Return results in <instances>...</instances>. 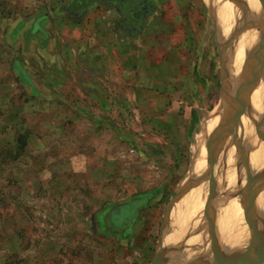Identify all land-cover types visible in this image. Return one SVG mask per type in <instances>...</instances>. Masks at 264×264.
Instances as JSON below:
<instances>
[{
  "label": "rangeland",
  "instance_id": "374dc122",
  "mask_svg": "<svg viewBox=\"0 0 264 264\" xmlns=\"http://www.w3.org/2000/svg\"><path fill=\"white\" fill-rule=\"evenodd\" d=\"M233 1L0 0V264H151L177 244L167 245L166 230L187 220L184 198L200 189L197 226L178 233V248L193 251L187 243L208 233V217L217 228L231 208L224 152L232 147L235 195L244 204L249 184L243 217L251 207L254 215L238 254L260 262L264 158L261 166L245 149L244 131L227 146L219 131L233 109L223 64L234 71V99L242 57L255 46L247 31L260 22L252 0ZM250 9L257 14L243 18ZM256 122L251 140L259 127L264 134ZM21 134L27 146L16 157Z\"/></svg>",
  "mask_w": 264,
  "mask_h": 264
},
{
  "label": "bare ground",
  "instance_id": "6f19581e",
  "mask_svg": "<svg viewBox=\"0 0 264 264\" xmlns=\"http://www.w3.org/2000/svg\"><path fill=\"white\" fill-rule=\"evenodd\" d=\"M248 1H251V0H248ZM233 2L235 4H236V2L237 3L242 2L243 6H246V8L248 7L247 4H245V0H236V1L234 0ZM252 2L254 3L255 7L257 8L258 15L255 16V17H259V19H260L259 21L264 20V11H263V8H262L259 0H252ZM248 3H250V2H248ZM249 12L247 11V13L244 14L246 16H243V18L247 19L248 16H252L253 17L254 11H252L250 9ZM257 13H254V14L256 15ZM249 14H251V15H249ZM256 24L257 23H255L254 25H252L251 28L249 27V29L248 28L245 29V31L248 29L247 32H250L247 35L246 38L252 40L255 45L259 41L257 39L258 36L260 37V33L258 35V31L253 29L256 26ZM242 25H243V23H242ZM244 26H245V24H244ZM255 35H257V37ZM254 37H256V38L254 39ZM256 39H257V41H254ZM246 41H247V39H246ZM253 42L251 44H253ZM247 45L245 44V47L243 48L242 51H245L247 49V47H248ZM232 47L233 46H231V49H234ZM248 53L246 55H244V57H242L243 64H244V62L246 60V57H247ZM231 58H232V56H231ZM229 60H230V57H229ZM243 64L241 65L240 64V61H238L237 57L235 58V60L233 62V67H234V69L237 70L238 68H240L239 66L241 65V70H240V72L238 70V73L236 74L237 77H235V78H237L236 79L237 80L236 81V84L230 90H234V88L236 90L238 89L239 83H240V74H241V71H242ZM233 72H234L233 70L230 72V78H229V80L232 79L233 76L231 75V73H233ZM262 85L263 84L260 83V84H258L255 87V90L253 91V93L251 95V98H250V101H249L250 102L249 103V106H251V108L253 110V116L251 117L250 116V113L245 114L244 112H242V113L237 112V117L239 118L238 121H240L239 124H238L239 126L237 128V132L235 131V128H233V130H231V131H228L227 132L228 140L225 141V145H224V146H227V145L231 144L234 141L235 137L238 136V134H239V138H241V135H240L241 134V131L242 132L244 131L243 132V135H242L243 136L242 137V139H243V145L245 146V149H247L249 153L254 152V154L256 153L257 156L260 157V159L262 160L261 161V166L263 165V158H264V156H262V154L260 152L262 149L260 151L258 149V148H260L259 147V141L260 140H258V138H259V135L260 134H261L260 136L264 137L263 136L264 134L260 132L261 129L259 127V132L260 133L258 132L257 135L254 137V139L251 140L247 136L248 133H247V130L246 129L251 128L253 124L257 123L256 122V119H257V121L260 120L261 116L264 114V88H263ZM248 109H247V111H248ZM220 119H221V117H220ZM226 119H227V117L224 118V122H225ZM221 120L223 122V119H221ZM218 123H219V117L218 116L207 122V124L205 125V127L203 129V134L201 135V145L204 143V141H206V138L208 137V135L218 126ZM241 127H242V130H241ZM225 129H226V127H225ZM225 129L223 127V130H221V132L222 131L225 132ZM263 130H264V127H263L262 131ZM262 137H260V139ZM261 140H263V139H261ZM237 145H238V143H237ZM204 146H205V144H203V147H202L203 149H204ZM263 146H264V144H263ZM203 149H202V151H203ZM214 150H217V149H214ZM201 154H202V157H201L200 154H197L198 156L196 157L198 159V161L196 162V169L194 170V173H196V174H199L200 172H202L204 170V167L206 166V159H207V156L206 155H207V152H205V150H204L203 153H201ZM216 154H217V152L215 151V153L213 155H216ZM224 155H225V160H226V164H227V176H228V183H229V192L233 195L232 196L233 198L230 197L231 208H230L229 212L227 213V215H225L224 217H222L219 220H217V232L219 234V237L217 239V247L219 245L220 240H222L223 241V247L221 248V251H223V253L226 254V253H229V252H233L235 250H238L239 247L243 244L244 234H245V232L247 230V225H246V223L244 221V217H243L242 204L239 201V197H236V195H235V193L239 190V187H238L237 182H236V175H237V173H236V171L234 169V167H235V153H234V148L232 147V148H230L228 150L226 149V152H224ZM251 156L252 155L250 154L249 157H251ZM261 172L262 173L264 172V166H263ZM214 187H216V186H214ZM198 191H199V189L195 193L196 196L193 198L194 200H191L192 199L191 198L192 192H190L189 194H187L185 196V198H184V202H185L186 210H187L186 211L187 212V220L183 224H181L180 227L177 229V227H178L177 225H178V222H179L178 219L179 218H176V219H174V221H175V225H174L175 226V230L173 232H170L168 229L166 230V232L170 236L169 237V241L171 240V242H168L167 243V245L169 247H170L171 244H173L172 242L174 240L179 239V237H180L179 234H178L179 232H182V231L186 232L185 229L187 228L188 223H189V226L191 225V227H195L194 226V222L195 221L197 222V219H198V213H197L198 195H199L198 194ZM189 203H191V205ZM171 205H173V204H171ZM256 207L258 208V210H259L260 213H264V198L259 202V205L258 206L256 205ZM174 211H175V209H174ZM173 216H174V212H173ZM174 233H175V235H174ZM200 240H201V238H199V239H196L195 238V239L189 241L187 244H189V246H196V245L199 246L200 245V243H199ZM167 245H166V247H167ZM204 249L206 250V248H204ZM204 249H202V248L201 249L200 248H195V249H193V251L188 252L187 254H184L183 257L185 258V260H187V259H193V258H198V257H199V259H201V257L204 258V256H205ZM262 253H263V251H262ZM177 257H179V256L174 255L173 257L170 258V260L172 261V263L175 262V259Z\"/></svg>",
  "mask_w": 264,
  "mask_h": 264
},
{
  "label": "water",
  "instance_id": "95a60500",
  "mask_svg": "<svg viewBox=\"0 0 264 264\" xmlns=\"http://www.w3.org/2000/svg\"><path fill=\"white\" fill-rule=\"evenodd\" d=\"M259 2L264 11V0H259ZM253 29L257 30L260 33V38H259L258 43L248 53L246 60L243 64L242 71L240 74L239 87L234 94V96L236 95L234 99H232L233 97L230 96L228 85H227V81H229V78H230V73H229V70L227 69V65L223 64V77H224L223 100L228 101L230 108H231V105H233V109L229 113V116H226L227 119L225 120V122L222 123L219 131L223 130V127L224 129L226 127L225 132L231 131L233 130V128H235V131L237 132V128L239 126L238 124L240 122L238 121L239 118L237 117V112L245 113V111H247V109L249 108V103H250L249 101H250L253 91L255 90V87L258 84L264 82V20H261L258 24H256V26ZM262 124L264 125V114L261 116L260 125ZM236 138L237 136L235 137V139ZM215 151L213 150L211 152V156L213 159L215 158V155H213ZM263 179L264 177L262 178V180ZM248 185H247V188L250 191V187ZM247 188H245L241 192L242 200L244 203L242 204V208H244L245 205L248 206L249 204V203L245 204V201L248 198V193H249L247 192ZM249 210L250 211L248 213L247 211L244 213V218H245L244 221L246 225H249V223L253 220V217H254L252 207L249 208ZM206 211H207L206 215H208L209 209ZM194 226H197L196 221L194 222ZM182 236L178 240L179 243L177 242L175 246H171L168 249L164 248V250H159L158 254L156 255V257L154 258L151 264H169V261L171 262L170 258L173 257L174 255L179 256L178 258L181 260L182 256L184 254H187V249H188V247L178 248V245L181 243L180 240ZM218 237H219V234L217 232L215 221L211 220L208 217V233H205L202 236L199 242L200 243L199 246L196 245V246H190V247H191V250L195 248L204 249L206 242L207 243L209 242L211 253L206 254L204 258L203 257H201V259L197 258L198 260H194V262L190 264H247L249 260L251 261L252 257L250 255H247V257L246 258L244 257L243 259L240 258L238 254L239 253L238 250L229 252V254L223 253V251H221L217 247ZM263 240L264 239L262 238L261 240L258 241L259 246L262 245ZM176 251H179V253H177ZM210 257L212 258L210 259ZM193 259H196V258H193ZM180 264H183L182 260ZM257 264H264V256L260 258V262Z\"/></svg>",
  "mask_w": 264,
  "mask_h": 264
},
{
  "label": "trees",
  "instance_id": "16d2710c",
  "mask_svg": "<svg viewBox=\"0 0 264 264\" xmlns=\"http://www.w3.org/2000/svg\"><path fill=\"white\" fill-rule=\"evenodd\" d=\"M26 146H27L26 136L22 134L19 135L16 141L15 156L19 157L20 155L24 154V151L26 150Z\"/></svg>",
  "mask_w": 264,
  "mask_h": 264
},
{
  "label": "crops",
  "instance_id": "0c3cea01",
  "mask_svg": "<svg viewBox=\"0 0 264 264\" xmlns=\"http://www.w3.org/2000/svg\"><path fill=\"white\" fill-rule=\"evenodd\" d=\"M150 22H151V20H150ZM150 22H149V23H150ZM198 194L201 195V194H200V189H199V191H198Z\"/></svg>",
  "mask_w": 264,
  "mask_h": 264
},
{
  "label": "flooded vegetation",
  "instance_id": "af4514ba",
  "mask_svg": "<svg viewBox=\"0 0 264 264\" xmlns=\"http://www.w3.org/2000/svg\"><path fill=\"white\" fill-rule=\"evenodd\" d=\"M120 220H121V218H120Z\"/></svg>",
  "mask_w": 264,
  "mask_h": 264
}]
</instances>
